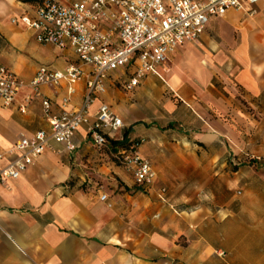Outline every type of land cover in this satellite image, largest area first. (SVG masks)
I'll list each match as a JSON object with an SVG mask.
<instances>
[{
  "label": "crops",
  "instance_id": "obj_1",
  "mask_svg": "<svg viewBox=\"0 0 264 264\" xmlns=\"http://www.w3.org/2000/svg\"><path fill=\"white\" fill-rule=\"evenodd\" d=\"M37 2L0 0V66L26 84L40 67L64 72L78 65L71 51L39 44L31 30L11 23L31 15ZM255 10L249 18L232 11L210 19L196 45L179 46L131 92L121 84L132 66L110 73L105 93L89 107V125L107 105L124 125L107 138L119 145L143 140L139 153L152 163L153 184L131 192L132 173L91 151L87 128L80 127L74 153H58L62 147L52 143L19 178L0 183V264H264V199L211 204L186 179L211 173L233 138L222 120L226 100L219 85L225 91L232 83L253 103L264 102V0ZM233 29L235 43L225 37ZM85 92L84 78L71 95L66 83L40 87V97L24 87L14 104L0 105V152L20 137L49 131L43 100L49 116L58 117L79 109ZM16 158L5 155L0 170ZM103 194L111 208L99 201Z\"/></svg>",
  "mask_w": 264,
  "mask_h": 264
},
{
  "label": "built area",
  "instance_id": "obj_2",
  "mask_svg": "<svg viewBox=\"0 0 264 264\" xmlns=\"http://www.w3.org/2000/svg\"><path fill=\"white\" fill-rule=\"evenodd\" d=\"M263 0H80L62 4L56 0H38L31 15L23 14L12 19L34 34L36 42L51 45L59 51H71L78 65H70L64 72L40 67L33 79L24 83L11 71L0 66V105L14 104L18 93L28 87L35 97H40L42 86L51 88L67 84V94L73 85L85 79L86 92L81 107L50 117V104L42 101L48 118L49 131H39L29 137H20L5 153L17 158L0 170V183L19 178L39 157L56 144L61 151L73 153V142L78 129L86 126L90 143L95 148L104 147L108 136H114L124 127L123 122L109 107L102 104L89 125L88 110L94 100L105 93L108 75L128 66L133 67L131 77L122 82L125 92L133 91L144 76L155 75L169 56L181 45L200 39L212 18H222L229 12H239L253 17L255 7ZM82 67H87L85 72ZM31 97H27L28 103ZM68 100L62 101L67 104ZM24 112L25 105L19 108ZM143 140L131 141L120 150V163L132 173L142 192L155 180L152 164L143 158L139 148ZM99 201L108 208L106 195Z\"/></svg>",
  "mask_w": 264,
  "mask_h": 264
},
{
  "label": "rangeland",
  "instance_id": "obj_3",
  "mask_svg": "<svg viewBox=\"0 0 264 264\" xmlns=\"http://www.w3.org/2000/svg\"><path fill=\"white\" fill-rule=\"evenodd\" d=\"M210 37L217 42L220 40L216 34H211ZM225 37L235 43L238 40V30H229ZM199 41L191 44L196 45ZM225 55L230 56L227 52ZM219 86L221 89L218 90L226 100V112L222 120L233 138L226 142V154L215 164V169L211 173L189 174L186 175V179L192 188L202 187L200 190L202 197L211 204L217 205L230 199L235 201L245 198L264 199V102L258 105L253 103L232 83L225 91L222 90L224 85ZM168 97L174 100L173 94H168ZM209 114L217 119V116L214 117L216 114L213 109ZM127 145L115 149L107 143L100 149L92 146L90 150L97 155L105 156L107 161L116 167L126 170L120 163L119 152ZM72 181L75 182L76 179L72 178ZM97 183L102 186L100 180H97ZM133 187L131 192H142L135 182ZM181 193L182 191L176 192L179 195Z\"/></svg>",
  "mask_w": 264,
  "mask_h": 264
},
{
  "label": "trees",
  "instance_id": "obj_4",
  "mask_svg": "<svg viewBox=\"0 0 264 264\" xmlns=\"http://www.w3.org/2000/svg\"><path fill=\"white\" fill-rule=\"evenodd\" d=\"M106 142L109 143L113 148H120L122 145H119L118 142L112 141L111 139L106 138Z\"/></svg>",
  "mask_w": 264,
  "mask_h": 264
}]
</instances>
